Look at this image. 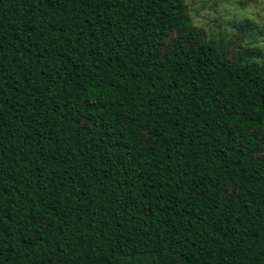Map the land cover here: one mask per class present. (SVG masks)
Here are the masks:
<instances>
[{
	"label": "trees",
	"instance_id": "1",
	"mask_svg": "<svg viewBox=\"0 0 264 264\" xmlns=\"http://www.w3.org/2000/svg\"><path fill=\"white\" fill-rule=\"evenodd\" d=\"M256 52L185 0H0V264H264Z\"/></svg>",
	"mask_w": 264,
	"mask_h": 264
},
{
	"label": "rangeland",
	"instance_id": "2",
	"mask_svg": "<svg viewBox=\"0 0 264 264\" xmlns=\"http://www.w3.org/2000/svg\"><path fill=\"white\" fill-rule=\"evenodd\" d=\"M204 39L225 45L231 56L264 54V0H185ZM177 33L168 37L171 41ZM258 155H264V147Z\"/></svg>",
	"mask_w": 264,
	"mask_h": 264
}]
</instances>
